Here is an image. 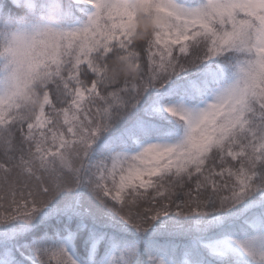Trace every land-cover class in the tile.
Wrapping results in <instances>:
<instances>
[{
    "label": "snow or ice",
    "instance_id": "snow-or-ice-1",
    "mask_svg": "<svg viewBox=\"0 0 264 264\" xmlns=\"http://www.w3.org/2000/svg\"><path fill=\"white\" fill-rule=\"evenodd\" d=\"M133 3L62 0L44 108L0 99V264H264V0H145L147 71Z\"/></svg>",
    "mask_w": 264,
    "mask_h": 264
},
{
    "label": "clouds",
    "instance_id": "clouds-1",
    "mask_svg": "<svg viewBox=\"0 0 264 264\" xmlns=\"http://www.w3.org/2000/svg\"><path fill=\"white\" fill-rule=\"evenodd\" d=\"M19 13L0 6V99H13L26 114L36 115L47 102V80L37 74L36 60L56 61L65 55L59 30L58 6L62 0H12ZM35 6L33 19L27 5ZM127 0H106L107 6H123ZM41 5L46 7L41 8ZM133 16L124 25L133 42L148 41L168 23V16L145 0H134ZM104 76L111 82H135L141 69L135 59L114 53L105 63Z\"/></svg>",
    "mask_w": 264,
    "mask_h": 264
},
{
    "label": "trees",
    "instance_id": "trees-1",
    "mask_svg": "<svg viewBox=\"0 0 264 264\" xmlns=\"http://www.w3.org/2000/svg\"><path fill=\"white\" fill-rule=\"evenodd\" d=\"M0 2H8L10 5V0H0ZM21 10L12 8V11H9V14L19 13ZM136 50L140 52L141 62L144 66L145 71H147V43L146 41L136 42Z\"/></svg>",
    "mask_w": 264,
    "mask_h": 264
}]
</instances>
